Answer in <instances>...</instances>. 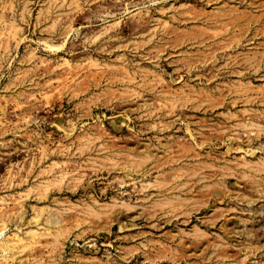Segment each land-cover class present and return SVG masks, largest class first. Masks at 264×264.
I'll return each instance as SVG.
<instances>
[{"label":"rangeland","instance_id":"obj_1","mask_svg":"<svg viewBox=\"0 0 264 264\" xmlns=\"http://www.w3.org/2000/svg\"><path fill=\"white\" fill-rule=\"evenodd\" d=\"M0 233V264H264V0H0Z\"/></svg>","mask_w":264,"mask_h":264},{"label":"bare ground","instance_id":"obj_2","mask_svg":"<svg viewBox=\"0 0 264 264\" xmlns=\"http://www.w3.org/2000/svg\"><path fill=\"white\" fill-rule=\"evenodd\" d=\"M258 68V67H257ZM253 77V76H252ZM5 237H4V234L3 233H0V241H4Z\"/></svg>","mask_w":264,"mask_h":264}]
</instances>
